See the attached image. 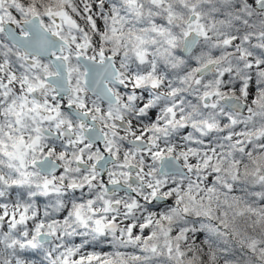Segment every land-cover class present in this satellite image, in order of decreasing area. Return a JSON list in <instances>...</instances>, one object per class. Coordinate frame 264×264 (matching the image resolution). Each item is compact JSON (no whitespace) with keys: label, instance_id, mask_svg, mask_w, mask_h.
Returning <instances> with one entry per match:
<instances>
[{"label":"snow or ice","instance_id":"snow-or-ice-1","mask_svg":"<svg viewBox=\"0 0 264 264\" xmlns=\"http://www.w3.org/2000/svg\"><path fill=\"white\" fill-rule=\"evenodd\" d=\"M0 264H264V0H0Z\"/></svg>","mask_w":264,"mask_h":264},{"label":"trees","instance_id":"trees-1","mask_svg":"<svg viewBox=\"0 0 264 264\" xmlns=\"http://www.w3.org/2000/svg\"><path fill=\"white\" fill-rule=\"evenodd\" d=\"M105 250H107V249H105Z\"/></svg>","mask_w":264,"mask_h":264}]
</instances>
